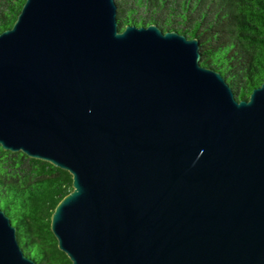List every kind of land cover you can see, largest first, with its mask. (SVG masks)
Returning a JSON list of instances; mask_svg holds the SVG:
<instances>
[{
  "label": "water",
  "instance_id": "95a60500",
  "mask_svg": "<svg viewBox=\"0 0 264 264\" xmlns=\"http://www.w3.org/2000/svg\"><path fill=\"white\" fill-rule=\"evenodd\" d=\"M201 56L116 0H25L0 32V145L72 174V264H264V79L239 98ZM0 264H37L1 206Z\"/></svg>",
  "mask_w": 264,
  "mask_h": 264
},
{
  "label": "trees",
  "instance_id": "16d2710c",
  "mask_svg": "<svg viewBox=\"0 0 264 264\" xmlns=\"http://www.w3.org/2000/svg\"><path fill=\"white\" fill-rule=\"evenodd\" d=\"M25 0H0V32ZM119 26L158 24L200 40L201 62L223 74L239 98L264 79V0H116ZM73 189L72 174L49 161L0 145V206L37 264H72L51 229L57 203Z\"/></svg>",
  "mask_w": 264,
  "mask_h": 264
}]
</instances>
